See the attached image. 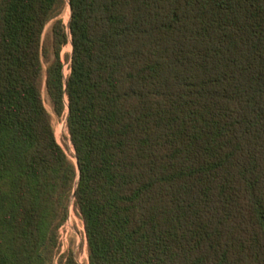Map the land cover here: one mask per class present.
<instances>
[{
	"label": "trees",
	"instance_id": "trees-1",
	"mask_svg": "<svg viewBox=\"0 0 264 264\" xmlns=\"http://www.w3.org/2000/svg\"><path fill=\"white\" fill-rule=\"evenodd\" d=\"M72 207L89 264H264V0H0V264Z\"/></svg>",
	"mask_w": 264,
	"mask_h": 264
},
{
	"label": "rangeland",
	"instance_id": "rangeland-1",
	"mask_svg": "<svg viewBox=\"0 0 264 264\" xmlns=\"http://www.w3.org/2000/svg\"><path fill=\"white\" fill-rule=\"evenodd\" d=\"M68 9L63 15L64 21L68 24L67 18L69 17ZM73 48L72 44H69L63 51V55L72 54ZM69 64H66V74L69 73ZM45 104L47 109L53 113L50 100L48 95L45 93ZM54 126L56 131V137L58 142L67 150L69 156L76 161L73 156L75 150L73 148L72 142L69 139L68 129L66 120L58 119L54 116ZM60 245L61 253H65L68 250H72L77 258L79 264H89V254H88V240L86 236V230L84 221L77 214L74 208H71L70 217L64 227L61 229L60 233ZM57 264V263H56Z\"/></svg>",
	"mask_w": 264,
	"mask_h": 264
}]
</instances>
